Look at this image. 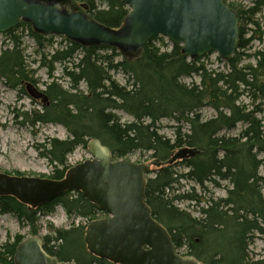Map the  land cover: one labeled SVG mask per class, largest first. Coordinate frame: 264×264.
Wrapping results in <instances>:
<instances>
[{"label": "trees", "instance_id": "trees-1", "mask_svg": "<svg viewBox=\"0 0 264 264\" xmlns=\"http://www.w3.org/2000/svg\"><path fill=\"white\" fill-rule=\"evenodd\" d=\"M86 1V13L114 29L123 26L130 12L122 0ZM227 4L239 16V42L234 55L226 61V70L210 69L201 63V58L189 59L179 44H173L171 51L160 52L154 45L156 40L163 39L159 35L153 36L136 58L116 59L121 53L115 47L86 46L66 37L69 46L46 53L45 48L52 44L53 37L21 21L4 33L10 35L12 44L0 51V78L13 88L22 86L23 92L27 82H35L27 70L23 43L17 35L20 27H26L41 47L37 51L38 61L51 70L55 63L63 65L72 87L68 90L57 82L50 83L45 91L49 103L42 110L32 111L33 123H59L70 132L68 139L51 138L45 145L42 154L55 167L50 179H62L71 168L69 154L80 146L87 147L93 137L110 148L115 160L138 150L151 152V159L162 165L148 177L146 202L155 218L168 229L178 250L185 246L189 255L205 264H264V259L251 262L248 254L255 234H264V228L258 226V216L264 220V175L259 174L264 164V125L256 115L262 110L256 104L247 111L239 103L245 94L253 102L264 101V48L255 52V65L241 64L242 51L251 42L259 39L264 43V30L258 37H246L247 25H253V30L260 27L256 14L264 9V0H252L253 6L247 10L241 5ZM105 49L111 50V54L99 52ZM111 71L123 72L130 79L128 83H132L121 85ZM195 75L199 76V83L182 81ZM80 83H85L87 92H80ZM206 107L216 112L210 119L203 117L202 110ZM116 110L125 111L133 120L121 122L114 113ZM164 118L178 123L175 139L159 133V122ZM240 123L245 128L239 134L223 133L236 129ZM183 146L196 148L198 152L169 164L174 152ZM181 161L188 168L185 173L174 168ZM182 179L201 186L206 182L219 186L221 181H228L231 188L226 198L201 206L204 199L194 188L168 197L167 191L174 190ZM175 201L196 205L201 216L193 217L177 207ZM57 205L70 216L90 218L89 221L102 213L81 191L66 193L38 208H30L11 195H0V210L14 214L31 228L32 234H37L38 215L49 214ZM54 232L44 238V248L59 261L116 264L85 249L83 224ZM22 240L16 236L10 243L0 245V264H16L14 255Z\"/></svg>", "mask_w": 264, "mask_h": 264}, {"label": "water", "instance_id": "water-1", "mask_svg": "<svg viewBox=\"0 0 264 264\" xmlns=\"http://www.w3.org/2000/svg\"><path fill=\"white\" fill-rule=\"evenodd\" d=\"M130 12L119 29L108 27L67 0H0V32L30 23L45 35H64L86 46L115 47L128 58L140 56L155 35L179 44L185 56L195 59L216 52L229 60L239 42L238 13L224 0H122ZM86 7V6H85ZM29 95L49 103L46 92L26 83ZM91 158L71 167L62 179L0 173V195H11L30 208L81 191L107 214L92 221L84 240L88 251L117 264H204L182 256L172 237L152 214L146 202L147 177L161 162L113 160L99 138L88 142ZM196 149H178L168 163L196 155ZM16 264H75L59 261L44 248V240L31 235L15 251Z\"/></svg>", "mask_w": 264, "mask_h": 264}, {"label": "rangeland", "instance_id": "rangeland-1", "mask_svg": "<svg viewBox=\"0 0 264 264\" xmlns=\"http://www.w3.org/2000/svg\"><path fill=\"white\" fill-rule=\"evenodd\" d=\"M227 3L235 4L236 6L241 5V8L244 10L253 6L252 0H227ZM69 4L73 7H79L82 9V12L87 11L83 7V4L87 5L86 0H69ZM101 7H103V5ZM127 7L129 8V6ZM256 19L259 21L260 27L256 28L254 26V28H256L255 31L251 29L253 28V25H247L246 27L248 32L246 37H258L261 30H264V9L256 14ZM17 35L20 36L23 43L22 48L25 54L27 70L35 80L33 83L43 91L47 90L49 84L53 82L59 83L64 89L71 90V83L65 76L63 65L55 63L53 70H51V68L43 66L38 61L39 55L37 54V51L41 47H39L36 41L32 38L28 29L23 26L20 27L19 31H17ZM48 36L53 37V39L51 41L52 44L45 48L46 53H51L56 49L69 46V43L66 41L64 36ZM162 37L163 39L158 41L156 40L154 45L156 48H159L160 52L171 51L174 43L167 37ZM10 42L12 44L10 35L0 33V51L3 46L10 44ZM262 48H264V43L259 39H255L251 42L247 50L242 51L244 52V55L241 64L255 65L257 62L255 52ZM99 52L101 54H111V50L106 49L100 50ZM124 57L125 56L121 53L120 56H116V59H122ZM198 58H201V63H204L210 69H227V62L219 57L216 52H209L208 54L199 56ZM74 61L77 62V59ZM67 64L72 65V63ZM111 73L112 77L121 85L128 86L132 83V81L128 83L130 79H128V76L121 71H111ZM182 81L186 84H192L193 81L199 83L200 78L195 75L193 77H184ZM21 88L22 86L13 88L8 85L4 79L0 78V173L49 178L55 167L54 164L42 154L45 151V145L48 139L51 138H58L62 140L68 139L70 137V132L64 125L59 123H33L32 111L42 110L44 103L41 99L32 98L27 93L25 87L24 92ZM79 89L81 90H79L80 92L83 91L84 93L88 90L85 83H80ZM259 102L260 100L258 102H253V98L246 94L242 95L239 99V103L241 105H245L247 107V111L251 109L253 110L255 105L259 104L262 111L256 115L262 120L264 125V101L262 103ZM24 113H27V115ZM114 113L119 116L121 122L133 120V118L123 110H116ZM202 114L205 119H210L216 114V112L214 109L206 107L202 110ZM177 124L178 123H176L173 119L164 118L159 122V133L170 139H175V126ZM187 128L188 125H186L184 129L187 130ZM244 128L245 125L240 123L236 129L223 133L227 135H237ZM151 157V152L138 150L127 155L124 159L135 163H144L156 160L151 159ZM89 158H91V155L87 147L80 146L69 154L67 160L70 166H74ZM174 168L180 173H185L188 170L182 161L175 163ZM152 169L157 170L159 167L153 165ZM260 171L264 174V164L262 168L260 167ZM154 174L155 173H151L150 176H153ZM193 188L196 194L204 199V203H202L201 206H205V204H208L211 200L217 201L226 198L228 190L231 188V184L228 181H221L219 186H215L210 182H206L204 186H201L194 181L182 179L175 184L174 190L167 191V195L169 198H173L175 194L188 193L191 192ZM175 204L181 210L189 212L193 217L201 216L196 205L189 203V201H175ZM52 210L53 211L49 214L41 213L38 215L37 235L41 238L52 236L50 234H55L54 230L68 229L73 225L78 226L80 224L85 226L88 222L85 218L73 215L70 216L61 205L55 206ZM105 216L106 215L103 212L95 215L96 218H103ZM31 235L33 234L28 225L20 222L14 214L4 213L0 210V245L5 244L6 242L10 243L16 238V236H20L24 239ZM50 244H52V242ZM85 249L87 250L86 243ZM179 252L181 255H188V251L185 246L181 247ZM248 254L251 262L264 259V234H255L254 238L249 243Z\"/></svg>", "mask_w": 264, "mask_h": 264}, {"label": "flooded vegetation", "instance_id": "flooded-vegetation-1", "mask_svg": "<svg viewBox=\"0 0 264 264\" xmlns=\"http://www.w3.org/2000/svg\"><path fill=\"white\" fill-rule=\"evenodd\" d=\"M68 1V0H67ZM78 12H81V10L82 9H80L79 7H74ZM84 9V8H83ZM263 166V165H262ZM262 166H261V168H262ZM259 174L260 175H264V174H262L261 173V171L259 170ZM258 218H259V220H258V226H261V227H263L264 228V220L263 219H260L261 217L260 216H258ZM197 239V238H196ZM112 262V261H111Z\"/></svg>", "mask_w": 264, "mask_h": 264}, {"label": "bare ground", "instance_id": "bare-ground-1", "mask_svg": "<svg viewBox=\"0 0 264 264\" xmlns=\"http://www.w3.org/2000/svg\"><path fill=\"white\" fill-rule=\"evenodd\" d=\"M34 84V83H33ZM184 147H188V146H184ZM196 149V148H195ZM196 152H198V150L196 149ZM197 154V153H196ZM185 159V158H184ZM181 160H183V159H181ZM177 161H179V160H177ZM169 164H173V163H169ZM14 257H15V255H14ZM15 259V258H14Z\"/></svg>", "mask_w": 264, "mask_h": 264}]
</instances>
